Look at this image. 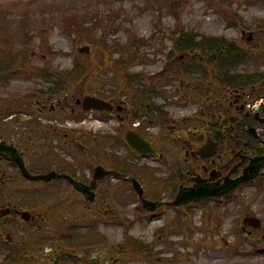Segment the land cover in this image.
<instances>
[{
    "label": "rangeland",
    "instance_id": "374dc122",
    "mask_svg": "<svg viewBox=\"0 0 264 264\" xmlns=\"http://www.w3.org/2000/svg\"><path fill=\"white\" fill-rule=\"evenodd\" d=\"M93 12L99 13L98 24L91 18ZM74 26L86 31L76 32L75 42L65 31H75ZM242 31L246 32L245 37L241 36ZM247 34H252L250 42H247ZM215 40L242 50L236 64V58H231L230 64L238 66L236 72L256 71L248 53L249 49L264 53V0H0V52L4 50L0 61L11 57L21 65L22 58H26L23 76H15L8 83L0 82V101L4 104L8 99H19L35 89H42L43 96L51 97L49 88L55 81L39 78L35 73L40 74L45 68L54 75L70 72L75 59L92 67L94 82H89L92 95H101L104 91L105 96L114 93L119 98L129 99L144 91L148 99L165 102L163 111L168 117L181 116L196 109L193 103L180 100L195 98L190 92L196 87L199 72L192 66L195 60L188 54L197 56L200 52L194 49L199 42L216 45ZM81 48L89 49V54H80ZM122 51L126 53L124 57L128 54L130 61L137 63L124 74L112 69L109 63L120 62ZM103 56L110 60H102ZM200 59L205 56L201 55ZM146 89L153 91L149 97ZM65 92L69 94L68 90ZM19 112L20 120L29 127L28 116L34 115V107H20ZM66 116L52 115L45 121L54 125L55 120L69 118ZM107 122L106 125L86 123L82 127L87 132L111 136L113 125ZM106 151L129 158L120 148L108 144ZM57 153L63 154L66 160H73L60 149ZM168 155L169 160L178 158L176 151ZM262 188L239 191L213 221L208 215L211 207H217L214 203L199 209L190 208V217L182 210H168L144 218L134 213L136 199L121 198L120 221L128 223V227L100 224L89 233L84 248L113 247L117 251L120 246L118 264H264V185ZM223 210L226 217L218 229ZM72 213L74 219L82 212L79 209ZM247 213L261 222L259 231H252L250 235L248 230H242V218ZM77 231L79 236L74 238L69 250L78 254L83 245L80 237L87 231ZM236 231H241L242 235L237 236ZM19 232L12 240L13 247L24 239ZM245 238L249 241L243 240ZM2 246L0 264H4L8 254ZM140 246L147 248L148 253L145 251L147 256L137 258ZM42 249L26 250L21 258L28 264H40ZM97 250L100 249L91 251Z\"/></svg>",
    "mask_w": 264,
    "mask_h": 264
},
{
    "label": "flooded vegetation",
    "instance_id": "af4514ba",
    "mask_svg": "<svg viewBox=\"0 0 264 264\" xmlns=\"http://www.w3.org/2000/svg\"><path fill=\"white\" fill-rule=\"evenodd\" d=\"M241 36L245 37L243 33ZM248 54L256 70L251 73L247 70L236 72L238 66L218 59L216 54L206 59L205 68H198V64L197 72L204 77L197 74L196 87H192L190 92L195 98L180 99L185 103H193L196 109L181 116L168 117L163 111L165 102H156L161 99H148L144 105L137 103L141 99H119L118 103L105 99L114 105L108 114V121L113 125L111 136L87 132L82 127L88 115L92 122L106 125L108 122L103 113L87 114L72 108L67 101L72 97L53 103L48 97L38 98L40 100L35 101L34 127L25 134L26 137L18 128H10L0 143L12 146L22 154L32 174L55 172L67 176L84 186L85 194L77 192L64 179L47 184L26 182L15 164L0 158V200L3 203L0 208V237L9 244H13L12 240L18 237L19 231L26 238H43L47 224L54 228L56 237V228L66 232L95 229L103 224L105 217L108 225L119 226L120 199L137 197L125 177L136 179L148 199L166 202L172 201L180 188H191L195 180L205 187H218L227 180L232 181L241 176L248 167L264 158V107L255 117L244 111L249 99H264V53H260L259 49H249ZM202 60L199 58V61ZM206 77L208 81H204ZM63 114L69 118L55 120L54 125L45 121L52 115ZM127 133L152 140L156 156L145 159L134 156L131 161L122 158L101 159L105 136L114 138L115 145L121 150H127L124 143ZM208 143L215 144L214 152L209 150L208 156L199 157L197 153ZM56 149L67 153L73 160L57 157L54 153ZM175 151L178 153L177 161L172 158L169 160L168 152ZM98 166L116 175H105L93 183L94 171ZM85 198H92L93 201L86 202ZM79 209L85 222L76 220V223H72L68 217H72L73 210ZM22 212L30 214L27 223L21 220ZM141 213L144 212L141 210ZM29 227L34 231L33 236L28 233ZM3 233L6 235L3 236ZM63 241L67 240H49L48 243L58 244L59 248ZM119 252V249L115 252L111 247L89 259L105 264L106 256L107 264H118ZM57 255L58 251L53 252L39 262L64 264ZM77 259L80 264H90L84 251Z\"/></svg>",
    "mask_w": 264,
    "mask_h": 264
},
{
    "label": "water",
    "instance_id": "95a60500",
    "mask_svg": "<svg viewBox=\"0 0 264 264\" xmlns=\"http://www.w3.org/2000/svg\"><path fill=\"white\" fill-rule=\"evenodd\" d=\"M80 52H88V49H82ZM79 103V102H78ZM82 107L85 111L89 110H106L110 111L111 108L108 104L94 98V97H87L83 100L82 102ZM125 140L130 147L132 151L135 153L141 155V156H146L148 154H154V148L151 143H148L137 136H126ZM208 149V148H207ZM206 148L204 149V151ZM0 157L3 160L10 161L15 163L18 168L20 169L21 175L24 179L31 181V182H36V181H41V182H49L52 179L55 178V174H50L47 176H31L24 165L23 158L22 156L18 155L15 151H13L9 147H4V145H0ZM264 168V158L260 160V162L253 167H250L240 178L233 182H227L223 187H218L216 189H209L205 186L199 185L196 186L195 188H191L189 190H180L175 198V200L171 204H167V206H172L175 208H179L182 206H186L191 203H200L205 200L209 199H216L220 198L224 195L232 193L234 190H236L240 185L243 184H250L253 182V180L258 176L260 170ZM99 171H102V169L98 168L95 173V180L96 178L99 177L98 173ZM69 180V179H68ZM70 181V180H69ZM71 182V181H70ZM72 183V182H71ZM132 183L134 185V188L136 192L138 193V196L141 200L142 206L144 209H146L148 212H154L157 207H159V204H154L147 202L143 200L142 195V189L140 185L132 180ZM76 188V190L83 192L81 187L78 186L77 184L73 183ZM90 201V199H87ZM244 224L253 227L255 229L260 227V223L258 220L248 218L244 219Z\"/></svg>",
    "mask_w": 264,
    "mask_h": 264
},
{
    "label": "trees",
    "instance_id": "16d2710c",
    "mask_svg": "<svg viewBox=\"0 0 264 264\" xmlns=\"http://www.w3.org/2000/svg\"><path fill=\"white\" fill-rule=\"evenodd\" d=\"M74 17L78 20V16L75 15ZM91 18L95 21L96 24H98L100 22L99 13H97V12H93V14L91 15ZM81 26L83 27L82 24H81ZM82 27L74 26L73 28L75 29V31H73L71 29H68L65 31L69 34V36H71L70 38H73L75 40L76 39V37H75L76 32H79V31L80 32H86ZM64 29H66L65 21H64ZM205 47L212 48L211 46L210 47L205 46ZM176 48H178V46H176ZM179 48H181V47H179ZM188 48H190V47H188ZM190 49H192V48H190ZM190 49H188V50H190ZM125 54H126L125 52L122 53V58H121L120 62L109 61L112 69H117V71L125 73L127 71V69L130 68V66H135L137 64L135 60L133 62L130 61V60H132V58L129 57L130 55L127 54L124 57ZM107 58L110 60V57H106V56L105 57L103 56L102 60L107 59ZM47 72L41 73L42 77L48 76L49 73H47ZM92 74H93L92 67L88 66L87 64H84L83 62H79L78 60L74 59L72 70L70 72L67 71L66 73H63V74L60 73V75L57 76V80L53 84V88L51 89V92L54 95L55 94L62 95L66 90H68L70 94H72L74 96H78V97L85 95V94H89L93 91V88L89 86V84H90L89 82L92 80ZM129 78H131V77H129ZM131 80H132V78H131ZM92 82H94V79L92 80ZM146 90L148 91V89H146ZM149 94L150 93L148 91V95ZM110 95L118 96L114 93H110ZM135 95L137 96V95H139V93H137ZM141 95H144V97H147L146 92H144V93L142 92ZM2 110H3V108L0 106V114L3 113ZM214 214L215 213L208 216L210 221H212V219H213L212 216ZM216 214H218V212H216Z\"/></svg>",
    "mask_w": 264,
    "mask_h": 264
}]
</instances>
